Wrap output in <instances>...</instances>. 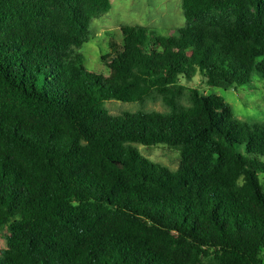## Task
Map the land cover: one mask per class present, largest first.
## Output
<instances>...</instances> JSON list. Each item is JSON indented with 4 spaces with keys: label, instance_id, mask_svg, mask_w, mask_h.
<instances>
[{
    "label": "trees",
    "instance_id": "obj_1",
    "mask_svg": "<svg viewBox=\"0 0 264 264\" xmlns=\"http://www.w3.org/2000/svg\"><path fill=\"white\" fill-rule=\"evenodd\" d=\"M112 6L0 0V264H264V125L189 85L264 78V0H182L171 35L124 24L107 77L80 48Z\"/></svg>",
    "mask_w": 264,
    "mask_h": 264
},
{
    "label": "rangeland",
    "instance_id": "obj_2",
    "mask_svg": "<svg viewBox=\"0 0 264 264\" xmlns=\"http://www.w3.org/2000/svg\"><path fill=\"white\" fill-rule=\"evenodd\" d=\"M112 9L105 15L92 21L89 40L80 48L84 56L85 67L96 73L110 76L111 68L103 61L102 56L111 52L112 38L122 42L121 26L124 24H140L147 26L150 31L160 35L177 33L186 24L182 0H111ZM206 94H217L226 99L234 108L236 116L243 125H264V78L255 75L253 80L244 86L210 87L196 77L189 83ZM113 114L140 109L139 103H126L118 100L107 102ZM147 109L164 111L166 108L161 101H149ZM141 152L153 161L159 162L176 170L181 161L178 150L165 145L146 147L138 145ZM264 185V174H260ZM6 231L0 233V248L6 247Z\"/></svg>",
    "mask_w": 264,
    "mask_h": 264
}]
</instances>
